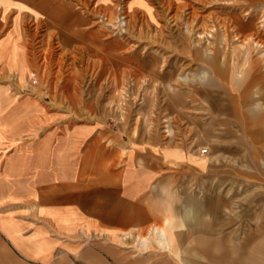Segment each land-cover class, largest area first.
I'll list each match as a JSON object with an SVG mask.
<instances>
[{"label": "rangeland", "instance_id": "rangeland-1", "mask_svg": "<svg viewBox=\"0 0 264 264\" xmlns=\"http://www.w3.org/2000/svg\"><path fill=\"white\" fill-rule=\"evenodd\" d=\"M56 1L0 26V116L29 98L117 131L141 164L181 145L188 159L155 158L170 208L156 227L171 233L154 234L157 250L264 264V0Z\"/></svg>", "mask_w": 264, "mask_h": 264}, {"label": "crops", "instance_id": "crops-1", "mask_svg": "<svg viewBox=\"0 0 264 264\" xmlns=\"http://www.w3.org/2000/svg\"><path fill=\"white\" fill-rule=\"evenodd\" d=\"M55 1L0 0V26L12 13H52ZM11 43L4 36L0 48ZM6 93L0 85L4 110ZM16 104L0 116V264L180 263L153 240L171 241L156 227L170 208L158 206L155 158L188 159L186 149L149 148L141 164L115 130L61 118L29 98Z\"/></svg>", "mask_w": 264, "mask_h": 264}, {"label": "built area", "instance_id": "built-area-1", "mask_svg": "<svg viewBox=\"0 0 264 264\" xmlns=\"http://www.w3.org/2000/svg\"><path fill=\"white\" fill-rule=\"evenodd\" d=\"M206 151H207V149H204V150H203V152H206Z\"/></svg>", "mask_w": 264, "mask_h": 264}]
</instances>
